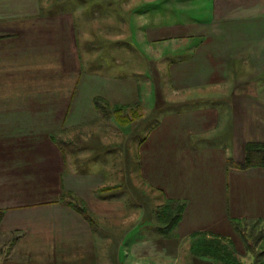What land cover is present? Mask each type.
Returning a JSON list of instances; mask_svg holds the SVG:
<instances>
[{"label":"crops","instance_id":"1","mask_svg":"<svg viewBox=\"0 0 264 264\" xmlns=\"http://www.w3.org/2000/svg\"><path fill=\"white\" fill-rule=\"evenodd\" d=\"M147 5L164 15L206 14L205 21L204 15L194 20L205 33L198 38L203 43L197 41L189 56L188 48L181 50L170 76L175 83L194 79L197 91L211 85L212 104L163 115L137 144V167L166 204L181 208L165 238L193 258L172 261L223 264L216 246L205 242L218 241L244 256L237 227L264 225V167L229 166L244 163L247 145L264 144V0ZM76 12L45 0H0V245L8 252L0 264H157L134 254L154 241L141 239L146 232L141 233L139 208L130 212L124 196L102 197L97 190L106 182L96 179L103 168L96 160L85 168L89 151L101 146L76 147L80 129V143L101 142V134L92 131L96 99L115 107L140 102V89L134 92L129 84L140 72L125 66L117 52L112 62L107 54L93 61L92 52L106 53L107 47L76 32L86 23L76 20ZM163 19L147 32L175 34L169 18ZM180 22L181 30L188 28L187 20ZM114 45L122 52V43ZM204 45L211 48L203 51ZM192 103L202 104L198 98ZM76 149L86 150L79 167ZM165 160L174 166L155 169Z\"/></svg>","mask_w":264,"mask_h":264},{"label":"rangeland","instance_id":"2","mask_svg":"<svg viewBox=\"0 0 264 264\" xmlns=\"http://www.w3.org/2000/svg\"><path fill=\"white\" fill-rule=\"evenodd\" d=\"M45 3L59 5L60 7L64 6L67 10L75 9V12L77 11L75 14L76 20H80V22L85 20L86 22L85 24L79 23L76 32L80 36L85 34L88 39L92 40V44H105L107 52L98 54V52L93 51V61L99 59L102 54H107L109 62H112L113 58L116 57L115 52H117L120 58L122 57V63L125 66L132 67L136 71L137 68L139 69L140 77L135 78L129 84L134 85V92L135 88L140 89V102H135L134 104L137 105L133 106L131 104L122 106L120 111H115V106H110L108 110H98V118L93 121L95 124H93L92 131L93 133L101 134V142L81 140L82 143H80L83 135V130L80 129V133L77 135L76 147H81V144L83 147L86 144L101 146V149L89 151V154H91H88L87 166L85 167L86 170L91 169L90 161L94 163V160H96L95 164L103 168L96 181L104 180L107 184L101 185L102 187L98 188L97 191L104 198L124 196L123 201L124 203L128 202L125 205L130 212L132 210L135 212L137 207L139 208L141 227H144L141 233L146 232L141 239L144 240L143 243L147 242V239L151 242L154 239V241L151 245L141 244L139 246V249L134 252L138 259L143 261V263L145 261L151 263V259L152 263L157 261V264H161V260H163L162 264H168L170 259L176 262L180 258L183 262H190L192 253L189 251L181 253L178 246H174L172 242H169L171 238H165L179 207L177 206L176 208V205L166 204L160 191L145 184L147 176L141 172V168L137 167L136 146L142 143L147 132L166 113L171 111L191 113L193 110L196 111L198 107H209L212 104L211 97H209L212 89L211 85L203 84L205 86L202 85L203 88L197 91L194 79H182L181 82L177 79V84L170 76L171 65L181 59V50L188 48L187 55L189 56L190 49L196 48L195 44L199 36L205 34L202 31L199 33L196 28L197 22L194 20L197 15L199 17L204 15L203 20L205 21L207 19L206 14L169 13L164 15L157 11L152 12L154 8L147 5L148 0H45ZM186 3H184L185 6H187ZM84 11L86 15L83 14ZM83 16L86 17L84 18ZM164 17L169 18L167 20L174 26H172L170 31L175 32V34L172 33V36L170 33L164 35L165 32H163L159 36L158 32L154 30L150 31V33L147 32V29L152 24L160 25L165 22ZM181 20L189 22L187 29L181 30ZM180 31L181 33L184 32L182 34L187 36V38L180 37ZM208 32L210 34V31ZM191 38L194 40L192 41ZM196 38L197 40L195 41ZM136 39H138L139 44ZM198 42L200 43L198 46L203 43L201 39ZM116 43L123 44L122 52L121 49L115 51L114 44ZM202 47H206L202 49L206 51L211 48V45ZM187 55L185 53L183 57L185 58ZM152 91L155 92L154 96ZM152 96L154 98L157 97L156 104L151 103V100L152 102L155 100ZM196 98L202 104L192 103V101H196ZM147 101L150 102L147 103ZM255 106L260 109L261 104H255ZM209 131L208 134L212 133L213 130ZM85 149L88 150L87 148ZM86 150L76 151L77 167L82 162L80 157L85 155L84 152ZM92 151L94 152L92 153ZM157 166L159 167L155 169L166 170L174 165L165 160V162L160 161ZM138 170L140 171L139 173H137ZM135 200L139 202L138 205H136L137 202H132H135ZM120 206L117 205L116 207L119 208ZM80 207L82 210L85 209L83 204ZM167 207L168 210H165ZM89 208L87 206L88 212L90 211ZM161 213L166 214L165 222L162 221L164 217H161ZM150 225L151 227L149 228L148 226ZM243 228L245 230L243 242L247 253L244 256L238 254L239 257H236V255H233V257L238 262L242 259L245 264H264V225L248 223ZM164 239H166V242ZM4 240L6 239L4 238ZM213 242L211 241V244ZM6 248L0 245L2 250L0 255L6 256L8 254ZM192 248L194 249V247ZM129 255L131 254L129 253ZM124 260H126V256ZM173 261L170 264H175Z\"/></svg>","mask_w":264,"mask_h":264},{"label":"trees","instance_id":"3","mask_svg":"<svg viewBox=\"0 0 264 264\" xmlns=\"http://www.w3.org/2000/svg\"><path fill=\"white\" fill-rule=\"evenodd\" d=\"M96 104L97 107L100 109H105L108 110L110 108V105L107 104L106 102H104L103 100H101L100 98L96 99ZM101 104L104 105V107L101 106ZM115 111H120L122 110L120 107H115L114 108ZM229 166H232L236 169H240V170H247L250 168H254V167H264V144H249L246 146L245 149V161L242 164H237L234 162H230L229 161ZM165 210H168V207L165 208ZM82 213H84L83 211H81ZM181 213V208L177 210V214L174 216L173 218V224L170 226V228L174 225V222H176V220L179 217V214ZM165 215L166 214H162L161 213V217L162 221L165 222ZM0 221H1V216H0ZM169 228V229H170ZM237 230L241 231L242 235H244L245 230L243 228H239L237 227ZM169 231V230H168ZM205 244H207L209 247L211 246H216V254L217 256H219L221 262H223V264H241L240 262H238L234 257H233V252L229 250L228 247L226 246H220L219 242L217 241L215 244V241L211 244V242H205ZM219 246H218V245Z\"/></svg>","mask_w":264,"mask_h":264}]
</instances>
